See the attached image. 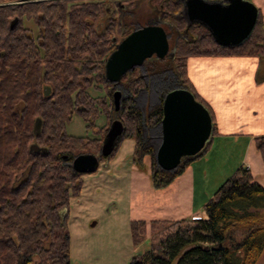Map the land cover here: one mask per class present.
I'll return each instance as SVG.
<instances>
[{"label": "trees", "instance_id": "obj_1", "mask_svg": "<svg viewBox=\"0 0 264 264\" xmlns=\"http://www.w3.org/2000/svg\"><path fill=\"white\" fill-rule=\"evenodd\" d=\"M0 0V264H71L68 215L71 198L81 194L83 173L72 167L82 153L98 154L106 130L100 117L113 119L114 86L105 64L126 30L123 6L133 0ZM220 1V0H209ZM162 25L175 36L173 54L123 77L129 88L119 118L124 124L113 157L123 140L134 138L136 151L151 158V182L163 189L181 175L191 158L173 170L156 160V150L143 133L163 118V101L144 117L136 96L146 88V75L173 71L178 87L188 89L213 114L188 76L191 56H255L264 60V18L258 17L249 37L224 46L200 23L189 24L181 0H151ZM17 19V24L11 23ZM28 23L35 25L28 27ZM172 29V31L169 29ZM138 28V27H137ZM135 29V28H134ZM145 64V65H146ZM259 78L264 79L262 68ZM174 88V89H175ZM49 89V93L46 91ZM94 92L105 91L103 95ZM173 90V89H170ZM169 92V91H168ZM76 113L94 130V137L66 131ZM41 131L35 134L37 120ZM109 125V124H107ZM98 127V129H97ZM217 132L213 124V134ZM264 161V135L255 138ZM41 150L35 152L32 145ZM208 145L202 150L206 151ZM201 152V153H202ZM202 219H134L130 223L135 248L150 240L149 249L129 264H260L264 253V186L246 166L227 178L204 206Z\"/></svg>", "mask_w": 264, "mask_h": 264}, {"label": "rangeland", "instance_id": "obj_2", "mask_svg": "<svg viewBox=\"0 0 264 264\" xmlns=\"http://www.w3.org/2000/svg\"><path fill=\"white\" fill-rule=\"evenodd\" d=\"M133 1L136 6L132 12L128 7H121L127 31L162 21L161 12L153 6L151 0ZM182 1L186 2V0ZM114 2L115 0H111L108 4L113 5ZM124 2L126 0L117 1L119 5L125 4ZM27 25L30 28L35 27L31 23ZM169 29L172 31L170 27ZM175 41V36L171 34V48ZM148 65L149 63L136 69L139 73L145 74ZM174 78L173 71L151 77L146 75L147 87L142 88L136 96V105L143 112L144 117L149 111L161 105L162 98L165 99L170 89L178 87L176 81L173 82ZM116 90L124 95L129 94V88L125 84L117 87ZM91 92L94 95L106 93L93 90ZM112 117V120L119 119L117 115ZM112 120L107 122V118L102 116L98 119L97 126L103 129L105 126L108 127ZM66 131L75 136H95L94 130L87 128L85 120L79 113H76L68 123ZM143 136L157 150L162 139L161 125L154 128L145 126ZM134 145V138H126L111 159L109 157L102 159L97 171L84 174L85 183L81 194L72 197L69 207L63 212V215H68V229L71 234V264H129L135 254H143L149 249V239L135 248L130 232L132 220L155 216L150 212L152 210L149 208V203H143V197L150 199V192L153 190L150 176L151 158L149 155L141 156ZM229 147L231 148L229 144L216 139L211 149L200 158L202 161L209 160L211 164L208 165L210 171L206 186L208 189H214L218 181L216 169L221 166L226 167L225 152ZM231 161L230 157L228 163ZM165 211L168 219H171L172 210L168 208ZM198 213L205 216V211L199 210ZM161 216H156L155 219ZM259 263L264 264V253Z\"/></svg>", "mask_w": 264, "mask_h": 264}, {"label": "water", "instance_id": "obj_3", "mask_svg": "<svg viewBox=\"0 0 264 264\" xmlns=\"http://www.w3.org/2000/svg\"><path fill=\"white\" fill-rule=\"evenodd\" d=\"M183 14L189 24L200 23L206 26L220 44L235 46L242 44L251 34L258 10L250 0H186ZM16 24L17 19H14L11 26ZM172 54L170 36L165 27L158 22L145 24L132 30L109 55L105 64L106 79L117 85L124 76L137 67H142L146 60L152 57L163 60ZM46 93H49V89ZM121 97L122 93L115 91L113 103L116 110L120 109ZM160 125L162 139L156 150V160L165 170L177 168L184 157L201 153L213 133L208 109L185 88L173 89L167 93ZM34 131L36 135L40 134V119L37 120ZM123 131V122L113 120L103 140L100 154L77 155L72 162L73 169L83 174L95 172L99 162L113 154ZM31 149L35 152L41 150L37 144L32 145Z\"/></svg>", "mask_w": 264, "mask_h": 264}, {"label": "crops", "instance_id": "obj_4", "mask_svg": "<svg viewBox=\"0 0 264 264\" xmlns=\"http://www.w3.org/2000/svg\"><path fill=\"white\" fill-rule=\"evenodd\" d=\"M250 1L264 18V0ZM187 68L197 93L211 107L212 123L217 132L212 133L209 148L191 158L185 171L170 185L163 189L153 188L150 199L143 197L154 219L159 215L162 216L158 219H168L165 211L168 208L172 210L171 220L201 219L203 215L198 211L204 212L205 204L223 181L241 166L249 168L254 179L264 186V161L255 141L257 136L264 135V79L259 78L264 60L255 56H191ZM216 139L231 148H226L227 165L216 169L218 181L211 190L206 187L210 177L208 165L211 164L200 158ZM230 157L232 161L228 163Z\"/></svg>", "mask_w": 264, "mask_h": 264}, {"label": "flooded vegetation", "instance_id": "obj_5", "mask_svg": "<svg viewBox=\"0 0 264 264\" xmlns=\"http://www.w3.org/2000/svg\"><path fill=\"white\" fill-rule=\"evenodd\" d=\"M182 1V0H181ZM183 16H184V14H183ZM184 18H185V16H184ZM186 19V18H185ZM158 23H161V24H163L164 22L163 21H157ZM157 22H152V23H157ZM136 29V28H135ZM134 30V29H133ZM169 36H170V34H169ZM157 58L156 57H152V58H150V59H148V60H146V62H145V64L147 63V62H152V61H155ZM144 64V65H145ZM113 84V83H112ZM126 85L127 86V84L125 83V82H123V79H122V81L119 83V84H117V85H115V84H113L114 86H110L109 87V91L107 92V96L111 99V101H112V110H111V112H116V114H117V117L119 118V112L121 111V108H122V100H123V98H124V94L122 93V97H121V104H120V109L119 110H116L115 109V107H114V103H113V101H114V93H115V91H119V90H116L117 89V87H120V86H123V85ZM114 90V91H113ZM163 103H164V101H163ZM162 108H163V106H162ZM119 120H121L120 118H119ZM113 121V120H112ZM112 121L110 122V125L106 128V130H104V133H103V140H104V138H105V136H106V134H107V132H108V129H109V127L111 126V123H112ZM122 121V120H121ZM103 142V141H102ZM103 144V143H102ZM99 154V153H98ZM185 158V157H184ZM105 159V158H104Z\"/></svg>", "mask_w": 264, "mask_h": 264}, {"label": "bare ground", "instance_id": "obj_6", "mask_svg": "<svg viewBox=\"0 0 264 264\" xmlns=\"http://www.w3.org/2000/svg\"><path fill=\"white\" fill-rule=\"evenodd\" d=\"M138 68V67H137Z\"/></svg>", "mask_w": 264, "mask_h": 264}]
</instances>
